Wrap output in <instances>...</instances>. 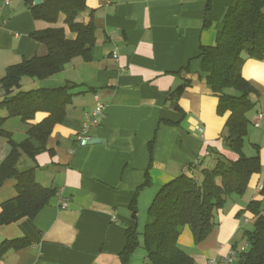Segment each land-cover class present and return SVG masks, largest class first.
<instances>
[{
    "label": "crops",
    "instance_id": "0c3cea01",
    "mask_svg": "<svg viewBox=\"0 0 264 264\" xmlns=\"http://www.w3.org/2000/svg\"><path fill=\"white\" fill-rule=\"evenodd\" d=\"M28 1L35 0H0V80L9 67L46 54L32 38L34 33L64 29L66 39L77 37L65 15L55 24L36 20ZM85 1L78 21L95 27L91 60L77 58L46 80L25 78L9 96L79 86L46 150L34 159L22 155L16 163L17 172L34 169L37 183L57 194L36 218L0 226V245L30 241L27 248L8 252L0 264H121L126 230L143 235L144 219L164 185L182 175L197 177L220 157L239 158L225 144L230 113L218 112L219 100L199 57L201 47L214 46L237 0H213L209 11V0ZM242 73L259 93L247 115V139L252 156L257 154L253 145L260 148L262 169L252 176L243 197L232 196L218 212V225L204 241L196 244L190 228L183 229L178 246L195 264H219L233 247L246 248L245 232L254 229L247 207L264 199L258 190L264 186V60H247ZM5 97L0 86V102ZM97 104L104 107L103 121L91 128L89 142L82 146L77 136ZM7 115L0 111V116ZM45 116L38 114L31 124ZM31 124L10 118L3 130L21 143ZM9 140L0 136V167L12 151ZM147 173L150 185L138 195L134 219L130 206ZM15 186L16 181L8 179L0 189V214L2 206L18 196ZM146 261V252L138 249L130 264Z\"/></svg>",
    "mask_w": 264,
    "mask_h": 264
},
{
    "label": "trees",
    "instance_id": "16d2710c",
    "mask_svg": "<svg viewBox=\"0 0 264 264\" xmlns=\"http://www.w3.org/2000/svg\"><path fill=\"white\" fill-rule=\"evenodd\" d=\"M212 3L213 0L208 1V11ZM28 4L36 20L55 24L60 14L65 15L66 25L77 37L75 40L66 39L64 29L34 33L32 38L46 48V54L9 67L0 80L6 96L0 102V111L8 113L7 117L0 116V136L10 139L12 147L0 167V189L6 180L14 179L18 192L16 199L2 206L0 226L36 218L57 194L56 190L43 188L37 183L34 169L19 173L15 166L22 155L34 159L46 150L53 128L67 117L68 106L79 95V86L67 84L9 96L21 88L25 78L46 80L63 72L77 58L90 61L96 44L94 25L78 21V15L86 8L85 0H43L40 6L28 1ZM204 25L207 27L208 21ZM199 57L203 71L208 74V85L219 100L218 112L230 113L225 144L239 158L230 161L220 157L213 168L203 169L199 176L182 175L164 185L149 208L143 235L140 237L136 229L126 230L121 264H130L140 248L147 254L144 264H195L193 258L178 246L183 229L190 228L196 244L204 241L218 225V212L232 196L243 197L252 176L262 169L257 145H253L257 151L255 156H247L244 152L250 128L247 115L255 108L259 93L244 78L242 69L249 59L264 60V0H237L228 9L214 46L201 47ZM40 113L45 114V118L31 124ZM15 117L31 124L26 140L21 143L14 142L3 130L5 122ZM149 185L147 173L145 183L138 189L130 206L134 219L138 218V195ZM247 210L253 214L254 229L245 232V251L233 247L237 254L236 264H264V199L250 202ZM28 246L30 241L26 238L3 242L0 260L10 251Z\"/></svg>",
    "mask_w": 264,
    "mask_h": 264
},
{
    "label": "built area",
    "instance_id": "2783aa9c",
    "mask_svg": "<svg viewBox=\"0 0 264 264\" xmlns=\"http://www.w3.org/2000/svg\"><path fill=\"white\" fill-rule=\"evenodd\" d=\"M9 1L10 0H7V3ZM103 118L104 107L101 104H97L96 108L92 112L86 114L81 132L77 136V141L80 143V145L85 146L88 144L91 128L102 123ZM258 190L259 192H262L264 190V186H260ZM242 251H245V248L242 249ZM235 256L236 252L232 250L219 264H236Z\"/></svg>",
    "mask_w": 264,
    "mask_h": 264
},
{
    "label": "rangeland",
    "instance_id": "374dc122",
    "mask_svg": "<svg viewBox=\"0 0 264 264\" xmlns=\"http://www.w3.org/2000/svg\"><path fill=\"white\" fill-rule=\"evenodd\" d=\"M244 152L247 156H252V149H251V145L249 144V140L246 139V143H245V149H244ZM147 217H145V221H146ZM147 222V221H146ZM142 240V239H141ZM139 251H144L143 248H140Z\"/></svg>",
    "mask_w": 264,
    "mask_h": 264
},
{
    "label": "water",
    "instance_id": "95a60500",
    "mask_svg": "<svg viewBox=\"0 0 264 264\" xmlns=\"http://www.w3.org/2000/svg\"><path fill=\"white\" fill-rule=\"evenodd\" d=\"M42 4H43V0H35L33 3L34 6H40Z\"/></svg>",
    "mask_w": 264,
    "mask_h": 264
}]
</instances>
